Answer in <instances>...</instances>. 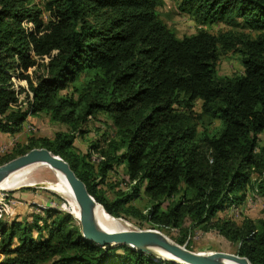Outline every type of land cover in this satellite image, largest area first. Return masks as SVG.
<instances>
[{
	"label": "trees",
	"instance_id": "1",
	"mask_svg": "<svg viewBox=\"0 0 264 264\" xmlns=\"http://www.w3.org/2000/svg\"><path fill=\"white\" fill-rule=\"evenodd\" d=\"M178 2L200 24L230 28L180 37L160 17L164 0H0V131L17 133L42 115L67 126L29 137L0 164L45 147L70 163L109 214L170 227L190 219L264 264V215L239 224L218 215L248 187L264 195V0ZM232 50L244 72L218 74L221 54ZM99 114L112 120L114 135L93 147L95 163L92 154H76L74 141ZM203 118L220 127L199 132ZM119 167L129 191L108 182ZM142 195L146 214L134 204ZM59 212L31 223L0 217V264H178L99 246Z\"/></svg>",
	"mask_w": 264,
	"mask_h": 264
},
{
	"label": "rangeland",
	"instance_id": "2",
	"mask_svg": "<svg viewBox=\"0 0 264 264\" xmlns=\"http://www.w3.org/2000/svg\"><path fill=\"white\" fill-rule=\"evenodd\" d=\"M165 5L160 9V17L164 23L182 37L196 33L199 29L204 28L214 34H218L230 28L223 21H217L211 24H200L194 15L183 11L179 7L178 0H164ZM39 2V0H34ZM48 18V13H44ZM238 21H241L240 19ZM236 30L249 31L243 27H236ZM255 35L254 32H252ZM218 74L234 76L244 72V66L235 51H228L221 54L217 64ZM16 85H26L25 80L13 78ZM23 95V94H22ZM202 101L196 102L195 110L201 111ZM220 127L218 120L209 121L203 118L198 121V131L201 132L207 128L211 132H216ZM66 125L52 122L48 116L42 115L39 118H28L21 131L11 134L0 132V162L3 157L12 153L17 144H26L29 137H53L59 130H65ZM114 135L112 120L105 114H99L97 118L91 119L85 126V131L79 134L74 141L76 154L83 153L95 163L99 157L94 150V146H105L108 137ZM264 138V135H262ZM92 157V158H91ZM97 160V161H96ZM257 174H252L255 180ZM127 178L121 171V167L116 172H110L108 182L113 188L122 191H129L130 184L126 183ZM55 181V176L47 167H38L31 172L22 183L15 187L0 188V217L6 224L25 220L33 221V215L46 214L49 209H55L61 213H69L73 216L71 224L79 223L77 212L79 208L75 200H71L60 192L44 186L45 182ZM40 183V186L36 184ZM245 197L239 202H233L218 213L221 218L230 219L236 223H241L244 219H253L258 221L264 215V195L257 192L254 188L248 187L245 191ZM168 201L164 203L165 208ZM134 204L145 214L148 210V198L142 195ZM58 216L54 214L52 217ZM118 218V217H117ZM124 223L126 229H157L166 234L170 239L177 242L178 239H185L186 246L196 252L227 251L235 253L237 245L220 235L217 231H206L200 226L192 223L187 219L180 227H170L152 224L143 217L129 216L128 219L119 218ZM3 255L0 253V259Z\"/></svg>",
	"mask_w": 264,
	"mask_h": 264
},
{
	"label": "water",
	"instance_id": "3",
	"mask_svg": "<svg viewBox=\"0 0 264 264\" xmlns=\"http://www.w3.org/2000/svg\"><path fill=\"white\" fill-rule=\"evenodd\" d=\"M47 162L61 171L76 199L79 209V222L82 236L103 247L125 245L148 253L158 259H165L178 264H252L246 256L227 251L196 252L179 244L157 229H128L108 232L100 228L95 219V207L99 203L90 193L86 183L78 176L70 163L58 154L45 147L32 148L3 164H0V184L9 174L21 167ZM38 183L36 186H40ZM100 204V203H99ZM156 247L167 257L152 252L149 248Z\"/></svg>",
	"mask_w": 264,
	"mask_h": 264
},
{
	"label": "bare ground",
	"instance_id": "4",
	"mask_svg": "<svg viewBox=\"0 0 264 264\" xmlns=\"http://www.w3.org/2000/svg\"><path fill=\"white\" fill-rule=\"evenodd\" d=\"M42 166L49 168L55 176V181L45 182L44 186L60 192L64 196L68 197L69 199H71L73 201L75 200V202L77 203L76 199L74 198L72 189H71L65 175L61 171H59L58 169L52 167L47 162H43V161L26 165L24 167H21L15 171L11 172L9 174V176H7L3 180V182L0 184V188H9V187H15V186L20 185L22 183V181L26 178V176H28L36 168L42 167ZM77 205H78V203H77ZM78 208H79V206H78ZM77 215H78L77 218H79L80 209H79V212H77ZM95 219H96L97 224L100 226V228H102L105 231L117 232V231H122V230H128V229H126L122 220H120L119 218L109 214L103 208V206L99 203L95 207ZM149 249L152 252H155L156 254L167 257V254L163 253L162 251H160V249H158L156 247H150Z\"/></svg>",
	"mask_w": 264,
	"mask_h": 264
},
{
	"label": "crops",
	"instance_id": "5",
	"mask_svg": "<svg viewBox=\"0 0 264 264\" xmlns=\"http://www.w3.org/2000/svg\"><path fill=\"white\" fill-rule=\"evenodd\" d=\"M1 132V131H0ZM1 134H3L2 132H1Z\"/></svg>",
	"mask_w": 264,
	"mask_h": 264
}]
</instances>
